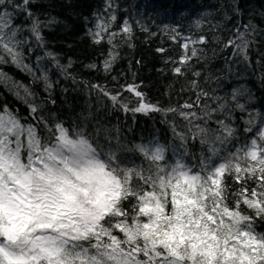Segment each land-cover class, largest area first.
I'll use <instances>...</instances> for the list:
<instances>
[{"label":"trees","instance_id":"1","mask_svg":"<svg viewBox=\"0 0 264 264\" xmlns=\"http://www.w3.org/2000/svg\"><path fill=\"white\" fill-rule=\"evenodd\" d=\"M7 22L0 141L25 160L82 138L121 185L65 264L119 244L135 264H264V0H0ZM179 169L213 257L169 239Z\"/></svg>","mask_w":264,"mask_h":264},{"label":"rangeland","instance_id":"2","mask_svg":"<svg viewBox=\"0 0 264 264\" xmlns=\"http://www.w3.org/2000/svg\"><path fill=\"white\" fill-rule=\"evenodd\" d=\"M8 24H1V31L7 32ZM262 144H253L252 157L260 154ZM34 151H28L23 160L0 141V234L5 239L0 241V264H36L44 259L65 264L69 239L101 231L99 220L115 205L120 192V182L82 138L71 140L62 135L55 146ZM177 178L178 201L169 239L182 245L188 242L191 250L213 257V246L221 245L217 230L201 225L194 213V208L197 214L204 211L202 205L196 207L204 196L199 179L183 169ZM159 207L154 211L160 212ZM100 246L86 258V264L136 263L120 244ZM226 249L224 254H235L227 245Z\"/></svg>","mask_w":264,"mask_h":264}]
</instances>
